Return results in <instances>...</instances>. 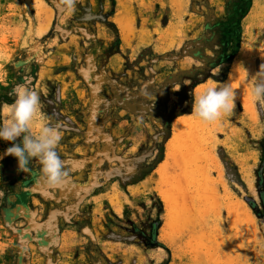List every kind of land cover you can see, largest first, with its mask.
<instances>
[{
    "label": "rangeland",
    "instance_id": "rangeland-1",
    "mask_svg": "<svg viewBox=\"0 0 264 264\" xmlns=\"http://www.w3.org/2000/svg\"><path fill=\"white\" fill-rule=\"evenodd\" d=\"M41 2L52 15L44 35ZM228 2L77 0L68 12L57 0H0V106L14 103L18 85L35 90L42 116L31 131L38 134L42 123L59 126L57 152L69 173L68 182L50 188L38 159L23 172L15 157L4 155L11 144L0 140V264H264V107L250 101L251 74L264 64V0H253L233 61L214 68L204 62L219 51L207 28L226 16ZM123 14L132 22L127 39L120 33ZM228 82L237 93L233 114L199 131L202 166L218 190L208 206L219 204L216 220L194 205L192 160L177 151L172 167L167 156L174 123L197 121L195 96ZM6 119L0 107V124ZM67 161L81 166L70 174ZM25 189L36 194V204L58 199L53 206L74 209L77 218L64 227L75 232L71 247L41 248L36 234L46 226L22 230L16 203ZM226 199L249 215L256 239L242 242L235 260L222 250L199 260L204 246H212L204 234L214 239L216 230L235 231ZM173 213L181 215L166 243Z\"/></svg>",
    "mask_w": 264,
    "mask_h": 264
},
{
    "label": "clouds",
    "instance_id": "clouds-1",
    "mask_svg": "<svg viewBox=\"0 0 264 264\" xmlns=\"http://www.w3.org/2000/svg\"><path fill=\"white\" fill-rule=\"evenodd\" d=\"M77 0H57L58 7L65 11L74 10ZM245 71H248L245 68ZM250 101L264 107V64L251 74ZM16 99L11 105H3L7 119L0 124V140L11 144L4 153L15 157L19 169L28 171V165L35 158L41 165V179L50 188H57L68 182L69 173L64 170L57 148L62 140L58 125L42 123L38 134L31 131L37 115L42 116L39 94L18 85L14 89ZM237 93L231 83L219 87H207L194 98L192 116L201 123L212 125L222 122L233 114L236 108ZM3 157L0 156V159Z\"/></svg>",
    "mask_w": 264,
    "mask_h": 264
},
{
    "label": "bare ground",
    "instance_id": "bare-ground-1",
    "mask_svg": "<svg viewBox=\"0 0 264 264\" xmlns=\"http://www.w3.org/2000/svg\"><path fill=\"white\" fill-rule=\"evenodd\" d=\"M46 7L47 6H45L42 2L39 4V7H38L37 14L39 15L38 17L41 18L42 20V23L38 31L40 35L42 34L44 35L46 32H48L51 22H52V15H49L50 9ZM254 10L258 11L257 14H260L259 13L260 5L257 2H255ZM235 81H236V76H233L231 78V82L234 83ZM234 87L236 88V90L238 89L237 86L234 85ZM238 98L244 101L241 95H239ZM202 129H203V123H201L199 120H197L196 122L189 121L186 119H181V120L176 121L173 126V132H174V137H175L174 138L175 142H173L174 147L168 153L167 158H168V162L170 163L169 165L172 167H174V164H177V160H176L177 151L186 162H189V160H192L193 163L191 162L189 163L191 164V167L194 168V170L191 172L192 175L188 177H190L197 183L198 199H197V203L194 202V205L201 204L202 206L205 207V209L206 208L208 209L207 213L209 212V215H212L217 220L219 216L216 214L215 211L216 209L218 211L219 208H216V207L217 205L219 207V204L215 205L216 203L213 202L212 203L213 207L215 206L216 207L215 208L212 207V209L208 207L211 204V201L215 200L217 202L218 200L217 191L218 190L216 189L217 188L216 184H214L215 181L214 182L213 180L211 181L210 177L208 176L207 166L205 167L202 166V164L206 162V160L204 161L203 158H201L202 156H200L201 151H202V146H201L202 136L199 133V131ZM181 140L184 141L183 144H179ZM193 154L195 155L194 157H193ZM196 158L199 160L194 162L193 160ZM208 167L210 168V166ZM216 182H219V181H216ZM164 196H165V193H164ZM225 205H226V209L229 215L230 223L233 225L232 227L235 229V231L233 235H231L230 233L222 235L221 231L216 230L214 239H211V238L207 239L204 234L203 236L204 239L209 241L208 243L211 242L212 246L211 244H210L211 247L207 245L204 246L205 253L198 254V256H196L198 257L199 260H201L202 257L206 258L210 256L211 253L213 252L217 254V258H218V256L221 255V252H220L221 250L227 251L229 258L234 259V255L238 253L237 251L243 248L242 242L244 241L253 242L256 239V228L252 222V219L248 217L249 215H247L246 212L242 211L241 206L237 205L231 200H228V202H225ZM200 212L201 214H204V210H201ZM180 215L181 213H178L176 215L173 213L172 217H170V220L167 226V228L170 231L166 232L165 235L163 236L162 239L164 240V242L166 243L170 242L172 229L175 226V222L178 220V218H180ZM215 227L218 228L219 226L217 225ZM195 238H196V234L193 235V239ZM196 253H201V252H196Z\"/></svg>",
    "mask_w": 264,
    "mask_h": 264
},
{
    "label": "flooded vegetation",
    "instance_id": "flooded-vegetation-1",
    "mask_svg": "<svg viewBox=\"0 0 264 264\" xmlns=\"http://www.w3.org/2000/svg\"><path fill=\"white\" fill-rule=\"evenodd\" d=\"M35 195L36 194L34 193L32 194V192H30L28 189H25L18 195L19 199H18V203H16V207H17L16 221L24 223L23 227H21L22 230H27L30 232L33 231L32 233H34L35 228L46 226L39 234H36L37 236L36 241L41 248H48L49 250L51 248H54L61 239L63 233L65 232L64 227L65 226L70 227L71 226L70 224L74 223L78 215L75 214L73 216V212L71 211H74V209L71 207H67V205L62 207H56L55 205L53 206L52 204L54 203L57 204L56 201L58 199L53 200L54 202L45 201L44 199L41 198L40 196L41 194L39 193L37 196L40 197L41 199H38L37 204L38 206H40V208H38L36 207L37 204L34 201ZM72 197L73 196H68L67 198H65L64 199L65 202L71 201ZM45 203H49V205L51 204L52 207L50 206L46 207ZM81 209L82 207L80 208V210ZM52 215L54 217V220L52 218ZM48 217L52 219L51 222L47 221ZM39 221L43 222L42 225L38 223ZM62 222L64 223L63 225ZM32 224L33 225L35 224V227H32ZM22 230L20 231L22 232Z\"/></svg>",
    "mask_w": 264,
    "mask_h": 264
},
{
    "label": "trees",
    "instance_id": "trees-1",
    "mask_svg": "<svg viewBox=\"0 0 264 264\" xmlns=\"http://www.w3.org/2000/svg\"><path fill=\"white\" fill-rule=\"evenodd\" d=\"M253 0H229L227 14L207 28L212 40L217 41L219 51L211 61L204 62L214 68L222 64H230L240 50L242 41V23L253 7ZM264 150V144H263Z\"/></svg>",
    "mask_w": 264,
    "mask_h": 264
},
{
    "label": "crops",
    "instance_id": "crops-1",
    "mask_svg": "<svg viewBox=\"0 0 264 264\" xmlns=\"http://www.w3.org/2000/svg\"><path fill=\"white\" fill-rule=\"evenodd\" d=\"M118 20H119V26L121 28L120 29V33H121L122 38H126V37L128 38L130 36L131 32H132V22H131V20L129 18V15L128 14H123L122 16H120V18ZM121 25H123V27ZM128 29H129V32H127ZM66 164H67L69 170L73 171L70 174L75 173V170L73 168H77V167L81 166V162L79 163V162L67 161ZM117 210L119 212L120 209L117 207ZM71 229L65 230V232L63 233L61 239L59 240V242L57 243L56 246H58V247L60 246L61 247L64 244L66 246L70 245V247H71L73 245L72 236H74L75 232L73 230H71Z\"/></svg>",
    "mask_w": 264,
    "mask_h": 264
}]
</instances>
